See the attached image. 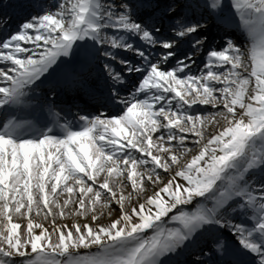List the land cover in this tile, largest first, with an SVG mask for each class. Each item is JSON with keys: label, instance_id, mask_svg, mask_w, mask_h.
Segmentation results:
<instances>
[{"label": "snow or ice", "instance_id": "obj_1", "mask_svg": "<svg viewBox=\"0 0 264 264\" xmlns=\"http://www.w3.org/2000/svg\"><path fill=\"white\" fill-rule=\"evenodd\" d=\"M0 264H264V0H0Z\"/></svg>", "mask_w": 264, "mask_h": 264}, {"label": "bare ground", "instance_id": "obj_2", "mask_svg": "<svg viewBox=\"0 0 264 264\" xmlns=\"http://www.w3.org/2000/svg\"><path fill=\"white\" fill-rule=\"evenodd\" d=\"M102 222H105V223L108 222V218L105 217V219Z\"/></svg>", "mask_w": 264, "mask_h": 264}]
</instances>
